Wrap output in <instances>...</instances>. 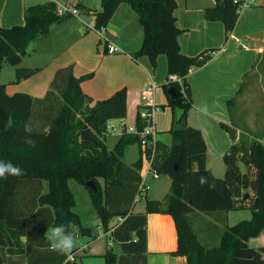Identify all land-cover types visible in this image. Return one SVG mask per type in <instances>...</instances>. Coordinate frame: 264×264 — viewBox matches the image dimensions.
<instances>
[{
  "label": "trees",
  "instance_id": "obj_1",
  "mask_svg": "<svg viewBox=\"0 0 264 264\" xmlns=\"http://www.w3.org/2000/svg\"><path fill=\"white\" fill-rule=\"evenodd\" d=\"M123 4L132 8L144 29L142 47L134 56H147L156 66L158 57L166 55L168 77L176 74L184 78L187 98L178 82H168L165 88L167 93L168 88L176 90V102L170 99V105L173 109L183 108L181 119L186 118L192 104L186 77L210 61L213 54L204 51L200 55L205 58L200 60V55L182 53L179 38L183 30L177 24L176 0H102L95 27H107ZM239 13L234 0H217L215 6L206 10V19L223 22L228 38L238 23ZM67 16L70 15L59 16L56 3L48 2L27 8L25 25L0 27V70L4 63L17 66L16 83L32 77L39 69L18 66L29 44L47 35L55 23ZM89 78L91 75L76 77L71 68H63L44 99L23 92L10 95L6 85H0V159L11 161L24 172L22 176L0 180V264H7L2 257L3 248L10 255H26L27 264L66 262L67 253L52 250L45 235L58 224L68 225L70 231L76 225L81 227V219L74 212L76 201L70 179L90 191L106 231L112 229L113 220L123 219L112 229L122 254L109 249L106 264H148L149 214L174 218L178 249L173 254L187 257L188 264H264V247L255 249L248 244L264 230V143L236 142L237 132L222 124L235 143L224 156L225 176L216 178L207 166V143L202 131L194 127L172 128L169 155L161 165L152 167L171 177V193L165 201L148 200L145 211L135 213V199L144 193L142 159L128 165L125 157L129 145H141L140 133L149 122L140 112L135 123L137 133L123 130L115 147L108 150L110 122L127 117V90L121 89L92 105L94 100L81 86ZM233 104L232 99L230 109ZM25 137L35 140V146L26 145ZM179 139L182 144L176 146ZM240 164L248 171L242 172ZM90 181L95 182L97 193L87 186ZM248 189H252V196L246 200L244 192ZM246 201L252 202L253 217L227 226L218 244L212 243V238L204 245L194 228L198 216L203 213L220 219L223 216L215 213H228ZM82 233L92 232L82 228Z\"/></svg>",
  "mask_w": 264,
  "mask_h": 264
},
{
  "label": "crops",
  "instance_id": "obj_2",
  "mask_svg": "<svg viewBox=\"0 0 264 264\" xmlns=\"http://www.w3.org/2000/svg\"><path fill=\"white\" fill-rule=\"evenodd\" d=\"M48 2L77 6L79 16L69 14L55 23L47 35L39 36L29 44L27 53L29 47H32L37 59L32 64L24 63L33 68H23L39 70L32 77L17 83L13 94L27 92L34 98L44 99L52 89L58 71L71 68L76 77L91 75L81 86L83 92L94 100L92 105L126 89L128 112L124 121L127 123L129 117L133 116L135 125L137 115L144 111L143 92L150 84L156 83L153 102L156 106L155 128L160 131V116L164 115L168 117L164 132L171 135L172 120L177 110L170 105V97L165 88L168 83V58L160 55L154 66L147 56H134L142 47L144 29L132 8L126 4L121 5L106 27L109 39L120 49L116 53L108 52L96 31L86 29L88 25H95L96 15L102 10V0H0V27L9 29L25 25L26 9ZM176 3L177 24L183 30L179 38L182 53L196 57L207 50L216 52L210 61L193 69L186 77L192 97L191 109L185 118L186 127H193L190 125L192 118L197 122L207 143V166L213 173L211 165L214 161L224 159L235 143L222 124L237 132L236 142H244L243 136H247V144L255 141L264 143V102L261 103L262 121L258 129V118L255 119L254 115L257 111L252 103L255 99L251 94L256 80H264V51H260L264 50V0H252L248 7L240 11L238 23L228 38L223 22L206 19V10L215 6L214 1L176 0ZM245 97L250 104L242 113ZM232 99L234 104L230 109L229 101ZM171 144L173 139L170 145H165L171 148ZM149 166L140 170L142 177L148 176ZM198 217L202 219L203 216ZM116 225L112 222L110 228ZM112 229L105 230L103 235L93 236L83 249H75L71 255L67 253L68 258L64 264H78L77 257L106 264L105 254L109 249L121 255L122 247L114 241ZM105 238H110L113 246L111 243L100 244ZM207 238L212 239L210 235ZM177 249L178 231L174 218L168 214H149L148 264H188L187 257L173 254ZM71 256H74V260ZM2 257L7 264H15L16 259L21 264H27L26 255H10L6 248L2 249Z\"/></svg>",
  "mask_w": 264,
  "mask_h": 264
},
{
  "label": "rangeland",
  "instance_id": "obj_3",
  "mask_svg": "<svg viewBox=\"0 0 264 264\" xmlns=\"http://www.w3.org/2000/svg\"><path fill=\"white\" fill-rule=\"evenodd\" d=\"M94 1V0H93ZM83 27V26H82ZM85 29V27H84ZM87 29V27H86ZM32 47H29V52L23 57L22 62L18 65L19 67H31L25 64H32L36 61L37 57L36 55L33 54ZM25 63V64H24ZM16 68L17 66L9 63H4L2 69L0 70V85H6L9 89L7 90L9 94H13L16 91ZM33 68V67H31ZM26 87V86H25ZM27 87H30V85ZM263 87V88H262ZM252 90V98L255 99L254 103L255 104V110L257 111L255 115V119L258 118L257 120V127L260 124V121H262V116H261V103L264 102L263 100V95H264V80H256L255 84H253ZM19 93V92H18ZM27 93V92H23ZM246 99L242 103V113L245 112L249 108V102ZM176 108V114L174 115L173 118V128L176 129H184L186 127L185 120L187 119H182L180 120L181 115V110L184 112V109L177 106ZM134 112V110H133ZM164 115L160 116V126L157 131V139H156V153L153 158L154 166H159L162 164V162L165 160V158L169 155L170 153V146L166 147L165 144L170 145L173 136L167 135V133L164 132V127H166V122L168 120V117ZM134 117L131 116L129 117V120L127 123L129 127L134 126ZM170 121V119H169ZM118 121H112L110 123V127L112 125H117ZM190 125L193 127L199 128L197 122L192 118L190 120ZM162 129V131H161ZM259 129V127H258ZM122 134L120 128H117L116 130L110 129L109 134H107L106 137V144L108 150H112L117 141L120 138V135ZM244 142L249 143V138L247 136H243ZM172 145V144H171ZM142 159V170L146 169L151 160H152V147H142L139 143H134L129 145L127 148V153L125 157V162L128 165H132L136 163L139 159ZM213 165H211L213 169V174L216 178H223L225 176L226 172V165L224 162V159L214 161ZM242 172H247V168L245 167L244 164H240ZM155 170V169H154ZM156 171V170H155ZM152 171L148 174V176L145 178V191L142 194V198L136 202L132 208V210L135 213L143 212L145 211L146 208V203L148 200H160V201H165L168 196L171 193V185H172V179L168 175L160 174L159 172ZM159 175L160 179H155V174ZM253 174L254 171H253ZM143 179V180H144ZM102 184H103V180ZM69 187L74 195L76 205L74 208V212H76L80 219H81V227L76 225L73 227L72 231L74 234H76V246L69 252L68 254L71 255L75 249H83V247L87 244V242L91 241L93 236H97L98 234H104V227L99 215V212L93 202L92 195L90 191L81 183H79L76 179H70L69 180ZM250 193H252V189H248ZM252 202L246 201L241 204V206L237 209H234L230 212H221V213H215V214H221L223 217L220 219H217L216 215L212 216V219L210 218V215L207 214H202V219H194V228L197 231L202 243L204 245H208V235H211L213 238L212 243H219L221 234L225 230L227 226H233L236 225L237 223L243 221V220H250L253 217V212L251 208ZM215 216V217H214ZM119 222V218L113 220V224H117ZM208 222H212L214 224H208ZM82 228L85 229H90L91 230V235L89 234H84L82 233ZM79 234V235H77ZM103 244H110V238H105V240H101ZM113 243H111L112 245ZM249 246L252 248H261L264 247V230L259 234L254 237H252L249 242ZM214 245V244H213ZM216 245V244H215ZM113 246V245H112ZM77 262L78 264H99L98 261L91 259L89 261L85 260L84 257H77ZM15 264H21V261L16 259Z\"/></svg>",
  "mask_w": 264,
  "mask_h": 264
},
{
  "label": "built area",
  "instance_id": "obj_4",
  "mask_svg": "<svg viewBox=\"0 0 264 264\" xmlns=\"http://www.w3.org/2000/svg\"><path fill=\"white\" fill-rule=\"evenodd\" d=\"M215 2V4L217 3V0H212ZM252 0H234L235 4H238V9L239 12L244 9L245 7H248L250 5V2ZM57 14L59 16H63V15H74V16H79V9L77 8V6H68V5H61L58 4L57 5ZM87 28L89 30H93L96 31L100 37L101 40L105 46V48L108 50L109 53H116L119 52L120 49L118 46H116L114 43L111 42V40L109 39L107 33H106V27H103L102 29H97L94 26L88 25ZM261 52H263V49H260ZM215 51H211V54H213V56L215 55ZM205 58L204 55H200L199 59L203 60ZM184 78L183 77H179L176 74H172L168 77V82H178L180 84V86L182 87L183 90V94L184 97L187 98V92H186V88L184 86L185 82H184ZM157 89V84L156 83H152L148 86V88L143 92L142 95V99L144 101V111H142V116L143 118H146L147 121L149 122V124L144 128V130L140 133V138H141V145L142 147L148 148V147H152L153 149V154H152V160L150 162V166L147 170V173H150L152 171H154L152 169L153 167V158L155 155V148H156V138H157V131L155 128V115H156V106L154 105V95H155V91ZM111 123V122H110ZM117 128H120L121 132H123V130L127 131L128 133H137V128L136 125L129 127L128 124L124 121V120H120L118 121L117 125H112L110 127L109 124V131L110 129L116 130ZM155 178H159V175L156 173ZM144 186V189H143ZM142 189L143 191H145V182L143 181L142 184ZM142 198V195H138L136 197V202H138L140 199ZM71 259L74 260V256H71Z\"/></svg>",
  "mask_w": 264,
  "mask_h": 264
},
{
  "label": "clouds",
  "instance_id": "obj_5",
  "mask_svg": "<svg viewBox=\"0 0 264 264\" xmlns=\"http://www.w3.org/2000/svg\"><path fill=\"white\" fill-rule=\"evenodd\" d=\"M12 121L9 120V126ZM26 145L35 146V140L31 137H25L23 141ZM24 174L23 170L13 164L11 161L0 159V180H6L8 177H18ZM46 240L50 243L51 249L66 254L76 246V234L69 230L68 225L58 224L52 227L45 235Z\"/></svg>",
  "mask_w": 264,
  "mask_h": 264
},
{
  "label": "water",
  "instance_id": "obj_6",
  "mask_svg": "<svg viewBox=\"0 0 264 264\" xmlns=\"http://www.w3.org/2000/svg\"><path fill=\"white\" fill-rule=\"evenodd\" d=\"M168 94L170 99L175 103L176 102V90L174 88H168ZM182 144V141L179 139L176 142V146H180ZM87 186L94 192L97 193L98 192V188L95 184L94 181H90L87 183ZM252 196V194L249 191H245L244 192V199L248 200L250 199V197Z\"/></svg>",
  "mask_w": 264,
  "mask_h": 264
}]
</instances>
